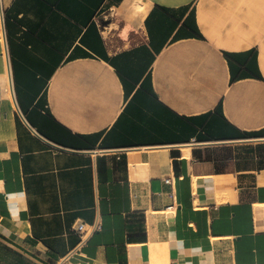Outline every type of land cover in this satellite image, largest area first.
<instances>
[{"label": "crops", "instance_id": "obj_1", "mask_svg": "<svg viewBox=\"0 0 264 264\" xmlns=\"http://www.w3.org/2000/svg\"><path fill=\"white\" fill-rule=\"evenodd\" d=\"M0 5V264H264V0Z\"/></svg>", "mask_w": 264, "mask_h": 264}, {"label": "built area", "instance_id": "obj_2", "mask_svg": "<svg viewBox=\"0 0 264 264\" xmlns=\"http://www.w3.org/2000/svg\"><path fill=\"white\" fill-rule=\"evenodd\" d=\"M0 21H2V8L0 5ZM101 223L99 219H94L91 223H85L76 220L71 225V230L77 235V243L64 256L57 259L53 264H78L71 261L75 253L80 252L81 248L88 242V240L100 230Z\"/></svg>", "mask_w": 264, "mask_h": 264}, {"label": "bare ground", "instance_id": "obj_3", "mask_svg": "<svg viewBox=\"0 0 264 264\" xmlns=\"http://www.w3.org/2000/svg\"><path fill=\"white\" fill-rule=\"evenodd\" d=\"M141 12V11H140ZM2 35V34H1ZM2 37V36H1ZM3 53L5 54V51L3 50Z\"/></svg>", "mask_w": 264, "mask_h": 264}, {"label": "trees", "instance_id": "obj_4", "mask_svg": "<svg viewBox=\"0 0 264 264\" xmlns=\"http://www.w3.org/2000/svg\"><path fill=\"white\" fill-rule=\"evenodd\" d=\"M194 153V152H193Z\"/></svg>", "mask_w": 264, "mask_h": 264}]
</instances>
